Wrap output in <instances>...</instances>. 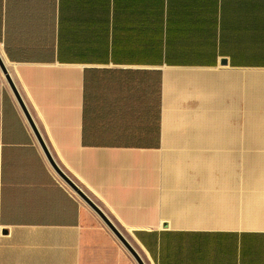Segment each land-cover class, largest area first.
I'll list each match as a JSON object with an SVG mask.
<instances>
[{
	"label": "crops",
	"instance_id": "1",
	"mask_svg": "<svg viewBox=\"0 0 264 264\" xmlns=\"http://www.w3.org/2000/svg\"><path fill=\"white\" fill-rule=\"evenodd\" d=\"M0 45L58 166L147 264H264V160L225 171L226 148L264 149V0H0ZM10 89L0 68V264H138Z\"/></svg>",
	"mask_w": 264,
	"mask_h": 264
},
{
	"label": "water",
	"instance_id": "2",
	"mask_svg": "<svg viewBox=\"0 0 264 264\" xmlns=\"http://www.w3.org/2000/svg\"><path fill=\"white\" fill-rule=\"evenodd\" d=\"M222 64H227V60H222ZM0 68L5 75V78L10 85L12 91L14 92L25 116L28 119L30 126L32 127L37 139L39 140L48 160L50 161L51 165L55 169V171L60 175V177L75 191L77 194L85 200L102 218L105 224L110 228V230L115 234V236L119 239L122 245L127 249V251L132 255V257L136 260L138 264H147L144 260L141 253L137 250V248L128 240V238L114 225V223L110 220V218L106 215V213L97 205L95 204L66 174L65 172L58 166L56 161L54 160L52 154L50 153L48 147L46 146L37 126L34 122L22 96L12 78L6 63L4 62L2 56L0 55Z\"/></svg>",
	"mask_w": 264,
	"mask_h": 264
},
{
	"label": "rangeland",
	"instance_id": "3",
	"mask_svg": "<svg viewBox=\"0 0 264 264\" xmlns=\"http://www.w3.org/2000/svg\"><path fill=\"white\" fill-rule=\"evenodd\" d=\"M247 123H248V119L242 118V124H241L242 131H244L246 128L248 132L249 126ZM251 130H252V125H251ZM247 135L248 134H246V137ZM244 137L245 136L242 132L241 133L242 141L245 139ZM241 144H247L248 146L236 148V149H228V148L225 149V171L241 173L242 174L241 178H245V174H246V179H247V174L249 172H252V160H264V149H252V142L251 143L241 142ZM241 183L243 184V180Z\"/></svg>",
	"mask_w": 264,
	"mask_h": 264
},
{
	"label": "bare ground",
	"instance_id": "4",
	"mask_svg": "<svg viewBox=\"0 0 264 264\" xmlns=\"http://www.w3.org/2000/svg\"><path fill=\"white\" fill-rule=\"evenodd\" d=\"M0 55L1 56H3V52H2V47H1V45H0ZM10 86V85H9ZM11 90V89H10ZM19 106V105H18ZM23 111V110H22ZM23 113V112H22ZM25 117V116H24ZM26 119V118H25ZM28 125H29V123H28ZM35 138H37V137H35ZM37 142H39L38 140H37ZM40 148V147H39ZM42 148V147H41ZM43 152V151H42ZM44 153V152H43ZM45 155V154H44ZM46 157V156H45ZM46 159V158H45ZM47 161V160H46ZM49 164V163H48ZM51 165V164H50ZM74 191V190H73ZM77 193V192H76ZM97 215V214H96ZM103 221V220H102Z\"/></svg>",
	"mask_w": 264,
	"mask_h": 264
}]
</instances>
